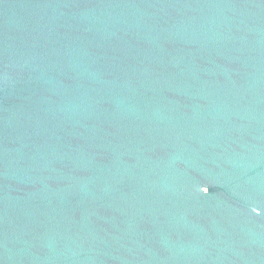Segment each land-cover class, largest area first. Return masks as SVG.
<instances>
[{
    "label": "water",
    "instance_id": "water-1",
    "mask_svg": "<svg viewBox=\"0 0 264 264\" xmlns=\"http://www.w3.org/2000/svg\"><path fill=\"white\" fill-rule=\"evenodd\" d=\"M0 264H264V0H0Z\"/></svg>",
    "mask_w": 264,
    "mask_h": 264
}]
</instances>
